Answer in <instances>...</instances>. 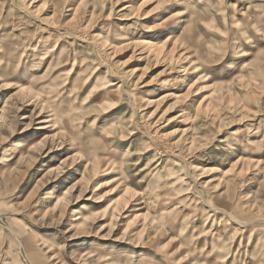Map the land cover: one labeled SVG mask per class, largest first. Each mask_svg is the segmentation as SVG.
<instances>
[{
	"label": "rangeland",
	"instance_id": "374dc122",
	"mask_svg": "<svg viewBox=\"0 0 264 264\" xmlns=\"http://www.w3.org/2000/svg\"><path fill=\"white\" fill-rule=\"evenodd\" d=\"M0 264H264V0H0Z\"/></svg>",
	"mask_w": 264,
	"mask_h": 264
},
{
	"label": "bare ground",
	"instance_id": "6f19581e",
	"mask_svg": "<svg viewBox=\"0 0 264 264\" xmlns=\"http://www.w3.org/2000/svg\"><path fill=\"white\" fill-rule=\"evenodd\" d=\"M205 14V13H204ZM154 40V39H153ZM153 40H151V41H144V42H142L141 44L142 45H144L145 47H148V48H156L155 46H156V43L157 42H155V41H153ZM160 43V42H159ZM144 48V47H143Z\"/></svg>",
	"mask_w": 264,
	"mask_h": 264
}]
</instances>
